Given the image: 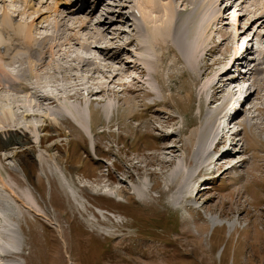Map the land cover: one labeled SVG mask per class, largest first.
I'll list each match as a JSON object with an SVG mask.
<instances>
[{"label":"rangeland","instance_id":"obj_1","mask_svg":"<svg viewBox=\"0 0 264 264\" xmlns=\"http://www.w3.org/2000/svg\"><path fill=\"white\" fill-rule=\"evenodd\" d=\"M7 1L11 7H21V3ZM183 1L182 7L176 4L181 15L174 20V28L162 24L161 17L155 19V24L147 22L150 41L155 46L150 51L145 48L137 54L136 44L125 45L127 40L141 39V36L131 34L130 23L119 16L117 11L122 6H114L115 22L106 33L110 39L114 30L126 31L124 40L114 43L126 48L123 59L117 57L119 62L99 54L100 58L95 52L87 53L76 42L59 47L72 56L92 57L105 65L110 62L115 70L130 69L110 84L113 74L103 66L105 74L96 73L92 84L107 88H100L104 92L88 97L87 101L81 93L64 100L59 107L41 105L38 109L43 110L36 111L39 114L32 113V109L27 110L31 114H26L24 105L34 108L39 103L34 105L31 94L10 93L7 76H0V118L4 121V114L8 115L6 123H0V156L7 159L4 166L0 165V171L25 203V206L15 203L0 192L5 207L13 210L14 218V226L9 223L7 231H1V250L5 247L2 241L10 237L6 234H13L9 246L21 251L16 252L13 260L0 257V264H264V68L257 71L264 67L260 65L262 56L253 57L257 71L253 81L248 78L240 90L218 94V82L232 64L223 56L226 53L230 56L233 48L251 39L250 46L256 44L264 51V24L249 23L252 15L246 14L244 7L249 4L245 9L250 10L255 6L253 1L228 0L206 10L202 15L204 23L197 18L198 24L195 22L187 29L184 27L193 0ZM89 2L86 0L90 8L85 14L92 9ZM234 2L242 7L231 9ZM108 3L117 4L112 0ZM108 3L100 2L96 16L109 7ZM226 5L230 12L223 20ZM178 10L175 9L177 13ZM253 15L262 13L257 11ZM18 18L24 22V15ZM93 22L79 32L74 20H66L69 27L77 28L75 32H79L83 44L90 42ZM64 33L74 34L73 31ZM52 35L54 30L45 29V24L37 25L34 31V36L41 39ZM53 40L55 44L63 41L50 39L48 43ZM175 40L176 44L172 42ZM192 47L196 51L194 57H189ZM23 51L11 43L4 45V54L9 58L5 67L15 76L16 70L22 68L16 53L23 54ZM61 54L55 51L54 58H47L46 65L50 67L44 65L45 69L38 70L43 67L40 66L33 73H27L30 80L26 83L42 80L51 94L56 92L55 87L68 85H72L66 89L68 94L74 91L73 83L63 81L60 71L56 75L59 81L43 75L55 72L53 68L59 62L51 61H63ZM134 58L145 68L138 83L130 80L133 75L138 76L135 70L140 66L133 68L129 61ZM12 59L15 67L11 65ZM94 66H85L87 71L84 66L78 68L76 74L86 78ZM16 79L27 85L24 78ZM251 92L255 93L246 100L232 124V131H240V142L233 136L220 139L218 143H223L213 152L216 134L211 135L210 128L221 121L224 108L236 105L240 94L245 96ZM214 99L217 102L211 103ZM76 109L82 113L87 131L72 120L70 112L74 116ZM90 110L94 112L92 121ZM58 113L66 118L59 119ZM33 114L36 116H27ZM131 116H135V121ZM91 123L92 134L88 132ZM39 125H46L45 131H38ZM162 127H165L163 133L157 132ZM3 128L9 131L3 132ZM24 134L30 141L27 145L1 143L3 139L7 142ZM153 136H160L159 141L165 140L166 145L158 146ZM41 138L43 146L39 144ZM209 139L207 152H211L201 162L199 158ZM168 140L171 142L166 143ZM174 144L175 149H165ZM227 147L233 151L226 156L217 154L225 153ZM219 155L221 160L217 159ZM209 162L214 164L211 169L216 180L209 190H201L197 201H191V185L201 186L198 175H208ZM200 167L204 169L199 173ZM215 167H219L218 171ZM8 172L16 176L7 178ZM73 180L80 187L88 185L82 188L84 197L74 192ZM150 188L152 191L147 196L139 194ZM4 223L0 220V228Z\"/></svg>","mask_w":264,"mask_h":264},{"label":"bare ground","instance_id":"obj_2","mask_svg":"<svg viewBox=\"0 0 264 264\" xmlns=\"http://www.w3.org/2000/svg\"><path fill=\"white\" fill-rule=\"evenodd\" d=\"M38 1H39V3L37 4L35 0H14L13 4L21 3V7L19 8V7H11V6L7 5L8 4L7 0H0V76H2V75L7 76L8 80H9V85H10V87H9L10 93L18 94L19 91H21L24 94L25 93L31 94L30 97L32 98L34 105H35V103H39V104L35 105L36 107H34V108L27 107L29 105H24L23 108H24V110H26L25 111L26 114H29V113L31 114V112L27 111L29 109H32V111H33L32 113H37L36 111L43 110V109H38L41 105H42L41 107H43V106L51 107L50 105H54V106L59 107L64 100H68V98L73 96V95L75 97H77V95L82 93L83 95L81 97H82V99H86V101H87L88 97L101 95L104 92V90L103 89L101 90L100 88L105 89V88H107V86H104V87L103 86H97V84H95V83L92 84V82H94L93 77L96 73L105 74V72L102 70L103 66H104V68H106L108 70L109 73L113 74L111 81H110V84L114 83L118 77L121 78L122 74H125V72H127L128 70L130 71V69H127V68H126L127 70L126 69L125 70H121V69L115 70L114 67L109 64L110 62L106 63V65H105L104 63H100V62L98 63L92 57H86V56H83L80 54H76V55L72 56L69 54V52L63 53L62 50L59 49V47L69 45V44H71V42H76V44H78V46L83 51H85L87 53L95 52L100 58L102 56L103 58H105L107 60H115L116 59L115 62L116 61L119 62V59H123L122 54L125 55L126 48L115 46L114 43L116 41H123L124 40L123 35H124V33H126V31L114 30V34L112 35V37H110V39L107 38V34H106L107 31L109 30V28L115 22L112 19V16L117 11V10L115 11V9L113 10L114 6H122V7H119L120 10L117 12L119 13V16H121L123 19H125V21L127 23H130L129 26L131 28V30H130L131 34L134 35L136 33L137 35L141 36V39H138V38L137 39H131L125 43V45L127 47L134 46L136 44L137 45L136 53L138 54V52H143L145 50V48L149 49V51L151 49L155 48V46L153 45V42L150 41L151 35L149 34V31L147 28V24H148L147 22H150V23L152 22L155 24V19L157 17H161L162 18V21H161L162 24L165 23L168 27L174 28L175 27L174 25L176 24V23H174L175 22L174 20H176V17L178 15H181L180 14L181 9L178 10L176 8V4H179L182 7L181 3L184 2L183 0H112L114 3L121 4V5H117V4L114 5L112 3H109L108 4L109 7L107 9H105L103 11V13L101 12V14H98V16H96L98 12H97V9H94V8L90 9V12L88 14H85V12H86V8L84 5L85 0H47V1H45V3L42 0H38ZM49 1H50V3H48ZM164 1H167V3H164ZM252 1L254 2L255 6L251 7L250 10L245 9L249 5V4H246V1L244 2V4H246V6L243 5V7L245 6L244 10H245L246 14L252 15V18L250 19L249 23H251V24H260L261 23V26H262L264 24V20L261 21V19L264 17V0H248V3H251ZM187 3H189V2H187ZM223 3H228V0L227 1L226 0H193L192 1L193 7L191 6L192 7L191 10L189 9L190 14H188V16H190V17H189L187 26H185L184 28H187L191 24L193 25L195 22H197V24H198V22L200 20H201V23H204L205 17H202L203 13L206 10H211V8L213 9V7H215V6L222 5ZM235 3L236 2L233 3V5L231 6V9L233 7H235V8L239 7V9H240V7H242L240 4L235 5ZM207 4L209 5V8L206 9ZM174 5H175V7H174ZM253 8H255L256 10H254ZM175 9L178 10V13H177V11H175ZM257 11L262 13V15L254 16L253 14H255ZM225 12L226 13L223 16V20L225 17H227V15L230 12L228 5H226ZM139 13H141V15H142L141 20L138 19ZM222 13L223 12L220 11L218 13V14H220L219 16H221ZM21 15H24V22L18 21V17ZM52 18H53V20H52ZM197 18H201V19L199 21H196ZM178 19H179V17H178ZM66 20H74V24L78 25L79 32L81 30L88 29L90 24H92V20H94L93 30H92L91 34L89 33L90 34L89 35V41L90 42L83 44V42L80 41L79 32H75L77 28L69 27L66 23ZM180 22H181V20H180ZM180 22L178 23V25L180 24ZM213 22H214V20L212 21V23ZM43 24H45V29L54 30V35H52L49 38L45 37L42 39L39 38V36H34V31L37 29V25H43ZM96 24H97V26H96ZM205 24H208V22ZM156 27H159V26H155V28ZM201 27H202V25H201ZM208 27L209 26L207 25V29H208ZM259 28H260V26H259ZM65 31H73L74 34L67 36L64 33ZM184 31H186V30H184ZM217 31H219V30H217ZM183 32H182V38H183ZM112 33H113V31H112ZM50 39H56V40L57 39H59V40L63 39V41H62V43H59V44H55V40H53L51 43H48V41ZM184 39H182V40H184ZM6 40L10 41V43L16 49L24 50L23 54H21L22 51L20 53L19 52L16 53L17 55H19V57L16 56V59L18 58L17 63L20 65V67H22L21 69L16 70L17 71L16 76L14 75V73L8 71L5 67L6 62L9 61V58H7L6 54H4V51H3V47H4L5 43H7ZM145 40H146V42H145ZM176 41L177 40L172 41V42L175 43ZM234 41H235V43H238V38L235 37ZM252 41H253V39H251L249 41V43ZM42 45H44L45 47H42ZM184 46H185V44H184ZM188 46H189V43H188ZM188 46L186 45L185 48H187ZM250 47L252 50L251 52L259 53L262 56L263 61H261L260 65H264V51L262 50V48L260 47L261 50H259L257 47H255L254 44H251ZM88 49H92V51L91 50L87 51ZM55 51H57L59 54L62 53L61 58L63 61H51L53 63L59 62L58 67L56 68L53 66L54 67L53 69L55 70V72L52 75H50V73H43V75L46 74V76H48V77L51 76L55 80L59 81L58 78L56 77V75H57V71H60V74L62 75L63 81H65V82L69 81V83H73V85H74V91L71 90V92L69 94H68L69 89L68 90H66V89L72 85H68L67 87H62V88H58V89L55 87L54 90L56 92L54 91L55 93L51 94V93L47 92L48 86L44 85V83L41 82L42 81L41 79H40L41 80L40 82H38L36 79H32V80H35L36 83H32L31 81L29 84L26 83L27 80H30L27 73H29V74L33 73L40 66H43V67L38 68V70L45 69L44 65H46V63H47V58H54ZM112 51H114L115 53L111 54ZM195 51H196V47L190 48V50L188 52L189 57H194ZM243 53L244 52H242L240 50L239 46H237L234 48V51L232 54V56H234V58H237V60L234 61L232 59V57H230L227 53H226L225 57L223 56V58H225V61H231V63L233 64L232 67H234L236 61H240L241 55ZM150 54H146L148 58L151 57ZM117 57H120V58L118 59ZM13 58H14V56H13ZM137 59H138V57H137ZM13 61H14V59L11 60V63H12L11 65L15 67V63H13ZM254 61L255 60L253 58H250V60L247 61V72L244 75V77L241 78L240 80H237L235 82H232L230 80V78H223L225 80L221 79L223 81L219 80L218 84L220 85V87H219L218 94H220L222 92H226V91L231 93L233 91H236L238 88H239L238 90H240L242 87V83L249 81L248 78H251L250 80L253 81L256 72L257 71L260 72L261 69L264 68L261 66V68H259L257 71H255V68L253 66ZM61 62H63V63H61ZM111 62H113V61H111ZM129 62L133 63V65H134L133 68H135L138 65H140V66L137 67L135 70V72L138 74V76H135L136 75L135 74L132 76V78H130L131 76H129L130 75L129 74L127 77H129L132 82H137V83L141 82L140 81L141 75L143 76L144 69H145L142 66L143 64L141 63L140 60L136 61L135 58ZM240 62H242V61H240ZM240 62H238V63H240ZM91 64L95 65L94 67L97 66L95 69H93L94 67H91V72L93 74L92 77H91V75H92L91 73H88V76L86 78H85V75H83V77H82V76H79V74H76V72L79 71L78 68L83 69V66H84V68L87 71L88 67H85V66H89ZM47 67H50V66H47ZM61 67L63 68V71L66 73L61 72V70H62V69H60ZM231 69L232 68H230L226 72L225 77L228 76V73ZM84 70H82V71L86 72ZM72 71H74V72H72ZM263 73H264V71H263ZM258 74H261V73H258ZM125 75H123V76H125ZM41 77H42V75H41ZM223 77H224V75H223ZM16 78H19V79L24 78V81L27 84L26 85L27 87L24 86V84ZM78 78H80L81 80H77ZM42 79H43V77H42ZM83 80H86V82H84ZM0 83H1V80H0ZM42 83H43V85H42ZM77 83H79V84L77 85ZM31 86L34 87L35 89L32 88ZM94 87H98V89L94 90ZM247 92H248V90L246 91V93ZM254 93L255 92H251L248 95H245L244 102L240 106V111L242 110V107L244 106V103L246 102V100L248 98L252 97V94H254ZM242 94L239 95L240 96L239 98H242V96H243ZM19 98H20V96H19ZM26 98H28V97H26ZM238 99H237V101H238ZM231 100H232V98H231ZM9 101L12 104L11 99H9ZM215 102H217L216 99L211 101V103H215ZM92 103H94V101H91V104ZM74 112L76 113V115H74V116L70 112L72 120L75 121L76 123H78L80 125V128L83 131H84V129L87 131V128L84 127V117L81 116L82 113L78 109H76ZM93 113H94L93 110H90V120L91 121H92ZM37 114H39V113H37ZM27 116L28 117L36 116V114L27 115ZM57 116H59V119H61V120H64L66 118L63 115V113H58ZM130 118L132 121H135V116H131ZM6 120H8V115L4 114V121L0 118V123H6ZM234 120H235V116H234L233 120L230 122V125L228 127V129H229L228 134L230 133L231 130H233L232 123L234 122ZM207 122H208V120H207ZM166 124H167V122L165 123V125ZM90 126L91 127H90V129H88V132L90 134H92L93 133L92 132V123ZM164 128L165 127L157 129V132L159 131V132L163 133ZM30 129L33 130V127L30 126ZM45 129H46V125L37 126L38 131L39 130L45 131ZM210 129H211L210 133L212 135V127ZM7 131H9V130L4 129L3 132H7ZM211 135H210V138H211ZM231 136H234V134H232ZM26 137H27V135L24 134V135H21L17 138H14V137L9 138V139L6 138V139H8V141L4 142L5 140L3 139V140H1V143L8 145V146L15 144L16 142H20L22 144L27 145L30 141L26 140ZM153 137H155V139L158 141V143H157L158 146L159 145L160 146L166 145L164 143L165 140L159 141L160 136H153ZM221 139L223 140V139H225V137L222 136ZM209 141H210V139L206 142L207 148L205 150H202L203 152L201 153V157L199 158L201 162H205L206 161L205 160L206 155L209 152H211V151L207 152L209 150ZM168 142H171V140H168L166 143H168ZM43 143H44V139L41 138L39 144L41 146H43ZM222 143L223 142L216 143L214 145V150L217 147L221 146ZM175 148H176V146L174 144V145L167 146L165 149L169 150V149H175ZM197 154L199 156L200 152H197ZM167 155H168V153H167ZM164 158L167 159L168 157H164ZM4 161H7V159H2V157L0 156V165L1 166H4ZM216 164H218V163H216ZM203 169H204V167H200L199 170L197 169V171L200 173V172H203ZM218 169H219V167L216 168L217 171H218ZM12 175H14V174L8 172L7 178H10ZM14 176H16V175H14ZM25 177L27 178V176H25ZM183 180H184V178H183ZM72 184H73L72 188H74V192L76 194H78L79 196L84 197V195H82L81 191H82V188H88V185L86 184V186L82 185V187H80V186L76 185V182L74 180L72 181ZM151 191H152V189L150 188L149 190H144L143 193H139V194H141V196L145 197ZM199 191H201V190H199ZM205 191H206V189H205ZM0 192L5 193L6 198H8L9 200H11L15 203L18 202V203H20V205L22 203L25 206V203L23 202V200H21L19 195L17 194V192H15L12 189V187L10 186L9 182L7 181L5 175L1 171H0ZM1 193H0V210H2L3 214H0V220H4L6 223H4V225L0 228V234H1V231H3V230L5 232L7 231L6 227L9 223H10L9 226H11V225L14 226L13 225L14 218H12L13 217L12 216L13 210L5 207L4 202L2 200ZM199 197H200V195L198 194L195 200H191V199L190 200L191 201H197ZM190 198H191V196H190ZM98 209H100V208H98ZM100 210H103V209H100ZM6 235L10 236L9 238H6L9 240L8 241L9 242L8 245H9L10 241L13 242V240L11 239V236H14V235L13 234H10V235L6 234ZM0 239H1V237H0ZM2 242H4V241H2ZM16 248L17 247H12V249L10 250V249L4 247L3 251L0 250V257L4 260H10V259L13 260L12 258H14L17 255L16 252L20 251V249L18 250ZM1 249H2V245H1ZM13 250H15V251H13Z\"/></svg>","mask_w":264,"mask_h":264}]
</instances>
